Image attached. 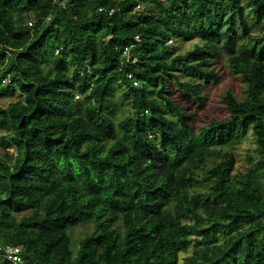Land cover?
<instances>
[{"label":"trees","instance_id":"trees-1","mask_svg":"<svg viewBox=\"0 0 264 264\" xmlns=\"http://www.w3.org/2000/svg\"><path fill=\"white\" fill-rule=\"evenodd\" d=\"M221 60L243 96L204 124ZM2 98L0 241L25 264H264V0H0Z\"/></svg>","mask_w":264,"mask_h":264},{"label":"rangeland","instance_id":"rangeland-1","mask_svg":"<svg viewBox=\"0 0 264 264\" xmlns=\"http://www.w3.org/2000/svg\"><path fill=\"white\" fill-rule=\"evenodd\" d=\"M187 47L183 45L182 50H185ZM216 65V70L220 73V80L217 83H211L205 93L204 96L206 98V107L200 111H198L199 120L202 123H210L212 118H216L217 120H221L226 116V111L224 109L223 104L221 103V96L226 93L227 90L233 89L234 92L242 97L244 86L233 77L230 69L226 66L225 61L221 60ZM115 100L117 102V109L115 113V118L118 119L122 116V114H126L130 111V108L127 102H124L121 98V91H115ZM9 100L0 99V106L6 107L9 104ZM3 132L0 131V141ZM254 150V143L252 138H249L247 142H244L238 149H236L237 154V169L244 170L249 167V163L247 161V153H252ZM10 153H14V150H9ZM89 227H78L76 229H72L69 231V234H73L76 239L73 244V249L77 247V238L82 239L86 232H88ZM185 254L181 255L183 258Z\"/></svg>","mask_w":264,"mask_h":264},{"label":"built area","instance_id":"built-area-1","mask_svg":"<svg viewBox=\"0 0 264 264\" xmlns=\"http://www.w3.org/2000/svg\"><path fill=\"white\" fill-rule=\"evenodd\" d=\"M124 54L127 57V61L132 62V63L136 61V59L131 54L130 48H126L124 50ZM128 77L129 79H132L131 75H129ZM135 85H137V83H135ZM79 98H80V95L77 94L75 96V99L78 100ZM20 253H21L20 249L8 247V246L6 247L0 241V259H5L7 261H10L13 264H25V260L21 257Z\"/></svg>","mask_w":264,"mask_h":264}]
</instances>
